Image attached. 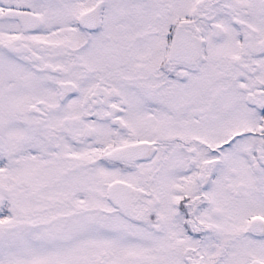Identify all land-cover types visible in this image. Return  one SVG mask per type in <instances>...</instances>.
<instances>
[{"label": "snow or ice", "instance_id": "1", "mask_svg": "<svg viewBox=\"0 0 264 264\" xmlns=\"http://www.w3.org/2000/svg\"><path fill=\"white\" fill-rule=\"evenodd\" d=\"M0 264H264V0H0Z\"/></svg>", "mask_w": 264, "mask_h": 264}]
</instances>
